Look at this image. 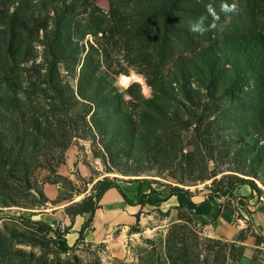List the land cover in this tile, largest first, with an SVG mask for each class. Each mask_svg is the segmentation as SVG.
Instances as JSON below:
<instances>
[{"label": "trees", "instance_id": "16d2710c", "mask_svg": "<svg viewBox=\"0 0 264 264\" xmlns=\"http://www.w3.org/2000/svg\"><path fill=\"white\" fill-rule=\"evenodd\" d=\"M36 2L50 5L44 17L35 13L40 8ZM109 3L106 12L96 0H0V204L21 205L26 198L43 203L44 184L71 182L58 168L76 137L99 138L100 155L112 165L117 158L125 163L133 159L131 171L170 175L174 182L138 179L137 202L143 208L176 196L178 208L191 215L179 218L187 222L208 214L212 200L232 196L239 185L248 184L260 194L252 178L259 175L245 164H264V22L261 28L252 27L264 14V0H245L246 23L237 37L220 44L206 32L211 41L205 45L188 30L189 21L202 15L205 25L214 23L204 0ZM88 34L94 42L80 60ZM35 42L43 46L39 61ZM121 52L141 66L152 88L150 97L136 83L127 89L128 99L113 85L111 60ZM222 163L248 176L214 178L207 197L195 202L186 186L216 177ZM38 169L54 175L45 176L42 187L34 177ZM111 187L134 203L118 178L104 176L89 195L66 206L71 217L90 214L79 239ZM35 222L53 232L62 251L72 248L65 232ZM183 225L175 222L168 230L170 264H193L189 251L194 246L177 233ZM4 243L0 238V264L12 255Z\"/></svg>", "mask_w": 264, "mask_h": 264}, {"label": "rangeland", "instance_id": "374dc122", "mask_svg": "<svg viewBox=\"0 0 264 264\" xmlns=\"http://www.w3.org/2000/svg\"><path fill=\"white\" fill-rule=\"evenodd\" d=\"M40 1V0H34ZM205 3L212 7L219 15L218 20H214L212 27L207 33H211L212 41L223 43L230 41L232 38L237 37L244 29L246 23L244 13L245 0H204ZM223 2L228 4H235L236 11L231 14H224L220 12V5ZM40 6V2H36ZM35 3V4H36ZM96 4L99 5L104 11H108L110 8L109 0H96ZM13 7H11L12 9ZM50 10V5H46L45 8L38 7L35 9V13H43V17ZM130 9V7H129ZM129 11V10H128ZM52 14V13H51ZM261 18H257L253 23V28H261L264 22V14L260 15ZM43 33V30L40 31ZM196 34V33H195ZM206 34V33H205ZM197 35L201 39L202 44H209L211 39L206 35ZM89 42H94V37L90 34L86 35L82 43L86 47L85 51L80 54V60L84 58L87 49L89 48ZM35 49L38 50L37 60H42L43 46L38 42L34 43ZM127 56L123 52L114 54L111 60V69L109 70L112 77L113 85L120 92L125 94V98H129L130 94L127 89L136 83L142 95L150 97L152 95V88L148 84L147 79L143 72H141V66L139 64H132L131 60L126 58ZM171 68L170 65L166 67L168 71ZM117 71H119L117 73ZM166 71V72H167ZM122 75L133 76L134 78L127 84H123L121 81ZM77 78L75 79V81ZM252 83V82H251ZM233 131V130H232ZM232 137H235V131L231 132ZM185 140L189 138V132H183ZM242 139V138H241ZM259 142H262L261 140ZM103 151L99 143V138L84 139L76 137L73 140L71 146L66 150L65 163L61 164L58 168V172L63 174L64 177H68V180H61L60 184L63 188V195L59 196L60 203L65 200L69 201L70 198L73 202L81 201L92 191V186L95 179L109 176L111 178H118V182L123 186L130 183H136L140 178L146 179H159L162 182H174L175 180L169 175L163 174V176L152 175L155 172H134L130 169L135 167V161L130 159L125 163L124 159H118L112 165V162L107 157L103 159L100 155ZM260 157H263L260 155ZM69 158V161L67 159ZM72 158V160H71ZM51 162L55 160L49 158ZM73 162V163H72ZM210 167H214V162L209 163ZM232 164L222 163V172L218 173L216 177L207 179L205 181H197L195 184L188 185L194 194H201V192H207V186L212 184L214 178H220L223 174L234 173L247 177L248 175L241 174L238 171L232 169ZM246 169L254 170L258 173V177L254 178L255 182L264 192V164H257L254 161L246 162ZM87 170V172L85 171ZM175 172V171H174ZM49 171L46 169H38L35 173V180L39 187H42V179L49 175ZM87 173V174H85ZM72 174V175H70ZM84 174V175H83ZM175 174V173H174ZM54 177L53 174L49 175ZM182 184V183H180ZM157 185V184H156ZM91 188V190H90ZM88 191V194L86 193ZM75 199V200H74ZM264 200V193L263 197ZM38 199L26 198L21 205H2L0 204V238L5 242V246L12 250V255L5 258V264H170L167 257L166 239L170 226L173 224L166 222L167 227L157 229V233H153L149 230L142 229L140 224L131 226V230L137 234L136 245H132L129 240L130 256L117 257L111 256L104 246L93 245L86 241H82L68 251H62L58 246V243L54 240V234L52 231L46 229H40L35 221L40 219V212L46 207H51L50 201L40 203ZM245 203V200H240ZM189 211L185 208H178L175 212L178 218L177 223L183 225L182 229L177 230V233L188 242L189 245L194 246L191 248L190 257L193 259V264H264V245L260 247H244V239H248V236L255 237L258 240L259 236L256 234L252 224L249 223L247 227L239 232L233 239H225L208 234L203 230L204 222L201 219L193 218L191 222L184 221L181 216H191ZM168 214V212H162L161 216ZM44 221V220H42ZM203 221V220H202ZM45 222V221H44ZM48 223V222H46ZM62 223L58 224L61 225ZM53 227V226H52ZM167 228V229H166ZM166 229V230H165ZM164 230V231H163ZM61 232H66L67 228L63 227ZM181 244V243H180ZM198 255V256H197ZM198 257V258H197Z\"/></svg>", "mask_w": 264, "mask_h": 264}, {"label": "crops", "instance_id": "0c3cea01", "mask_svg": "<svg viewBox=\"0 0 264 264\" xmlns=\"http://www.w3.org/2000/svg\"><path fill=\"white\" fill-rule=\"evenodd\" d=\"M67 161H69V158ZM85 171L87 172V170ZM96 180L98 178L94 182ZM153 185L157 189L162 188L159 184ZM120 186L129 198L134 200V203H128L116 187L109 188L102 196L99 201L100 206L89 225L85 228L83 239H79L80 231L87 224L90 214H77L71 217L65 208L73 200L54 203L53 201L59 196H64L60 184H44L43 189L47 198L44 202L49 200L52 206L46 207L42 213L40 212V219L48 222L53 227H57L58 224L62 223L67 228L64 235L71 247L86 241L93 245L104 246L106 251L113 257L130 256L129 240L133 246L137 242L135 237L137 233L131 230V226L138 222L142 229L157 233V229L167 227L169 223L178 222L175 213L178 200L176 196H170L165 201L156 202L154 206L146 205L142 208V205L137 202L138 195L136 191L139 183H130L125 186L120 184ZM143 191H149V187L143 185ZM86 193L88 194V191ZM263 193L259 194L250 185L243 184L234 189L232 196H221L212 200V210L208 214L200 216V219L204 222L201 224L203 230L213 236L231 240L251 223L256 234L263 241L257 242L255 237L248 236V239H244V248L245 246H256L258 248L260 245H264V200L261 199ZM166 194L167 192L164 191L161 196L165 197ZM207 195V192L194 194L193 200L200 203ZM241 199L245 200V203H242ZM161 211L168 212V214L161 216ZM167 221L169 223L166 225Z\"/></svg>", "mask_w": 264, "mask_h": 264}, {"label": "clouds", "instance_id": "9594fccd", "mask_svg": "<svg viewBox=\"0 0 264 264\" xmlns=\"http://www.w3.org/2000/svg\"><path fill=\"white\" fill-rule=\"evenodd\" d=\"M235 11H236L235 4H228L227 2H223L220 5V12H222L226 15L234 13ZM207 12L209 15H211L213 17V20L219 19V15L217 14V12L212 7H208ZM206 19H207V17L202 15L193 21H189V26H188L189 32L196 33L199 35H204L212 27H215L214 24L205 25Z\"/></svg>", "mask_w": 264, "mask_h": 264}, {"label": "bare ground", "instance_id": "6f19581e", "mask_svg": "<svg viewBox=\"0 0 264 264\" xmlns=\"http://www.w3.org/2000/svg\"><path fill=\"white\" fill-rule=\"evenodd\" d=\"M134 77L133 76H126V75H122L121 81L123 84H127L129 83L130 80H132Z\"/></svg>", "mask_w": 264, "mask_h": 264}, {"label": "built area", "instance_id": "2783aa9c", "mask_svg": "<svg viewBox=\"0 0 264 264\" xmlns=\"http://www.w3.org/2000/svg\"><path fill=\"white\" fill-rule=\"evenodd\" d=\"M63 227H64V225L61 224V225H57V227H54V228H58L59 230H63Z\"/></svg>", "mask_w": 264, "mask_h": 264}]
</instances>
